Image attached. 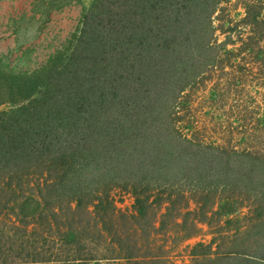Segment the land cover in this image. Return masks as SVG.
Wrapping results in <instances>:
<instances>
[{"label": "trees", "instance_id": "obj_1", "mask_svg": "<svg viewBox=\"0 0 264 264\" xmlns=\"http://www.w3.org/2000/svg\"><path fill=\"white\" fill-rule=\"evenodd\" d=\"M102 1L40 65L0 52V106L24 105L0 114V264H168L167 221L215 229L209 264H264L258 240L214 248L264 225V0ZM71 63L113 69L125 107L59 100Z\"/></svg>", "mask_w": 264, "mask_h": 264}, {"label": "rangeland", "instance_id": "obj_2", "mask_svg": "<svg viewBox=\"0 0 264 264\" xmlns=\"http://www.w3.org/2000/svg\"><path fill=\"white\" fill-rule=\"evenodd\" d=\"M52 1L0 0V52L8 53L10 51L13 59L22 55L26 62L31 63L32 66H38L45 62L49 53L54 52L75 30L82 8L86 14H90L103 2L102 0H80L79 5L72 1L70 3L59 2L54 6ZM75 58L79 60L73 48L67 52L66 60L76 63ZM69 68L70 83L73 85L70 84L65 93L56 95L59 100L62 98L66 105L73 106V98L77 96L78 90L82 100L80 107H125L123 104H119L111 89L112 84L115 83L113 69H101L94 73H88V75H76L74 64H69L65 70ZM76 87L79 89L76 90ZM104 90L105 93L102 97ZM44 99L48 100V97L45 95ZM125 101V105L128 103L131 104L130 106H135V102L132 103V100L130 102L126 99ZM25 104L28 105V103ZM19 107H24V105L22 103L2 104L0 114H14ZM29 107H34V105ZM112 198L120 210L134 212V197L130 191L115 190L112 193ZM191 207L195 208L194 205ZM243 211L247 214L246 209ZM246 222L243 221V223ZM200 227L201 230L195 237L185 241H177V233L181 228L173 227L169 221L165 223V227L163 226L158 231L155 240L160 246H167L168 264H209L193 254H199L202 251L201 248L196 247L197 244L209 245L211 243L214 237L212 233L215 229L206 224H201ZM249 230L250 233L247 235L237 236L233 239L219 238L220 240L214 245V248L218 249L217 245L219 244L224 247L219 250L227 253L224 250L227 247L230 248L232 245H239L242 248L243 245L249 247V244L258 240L260 243L259 253L264 252V225L257 226L255 229L252 227ZM251 236L253 238H250Z\"/></svg>", "mask_w": 264, "mask_h": 264}]
</instances>
